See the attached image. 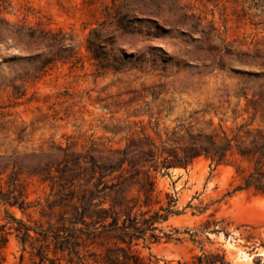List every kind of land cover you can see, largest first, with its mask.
<instances>
[{
  "label": "rangeland",
  "instance_id": "rangeland-1",
  "mask_svg": "<svg viewBox=\"0 0 264 264\" xmlns=\"http://www.w3.org/2000/svg\"><path fill=\"white\" fill-rule=\"evenodd\" d=\"M147 1L0 0V21L9 22L8 30L0 23V166L15 159L34 164L53 146L72 144L82 151L95 141L119 147L123 135L115 136L114 127L150 118L162 130L174 128L178 120L202 127L211 121L227 131L252 121L243 93L251 99L264 86V0H175L183 12L200 19L202 27L217 30L210 40L177 23L172 0H161L154 13L143 8ZM123 2L129 4L126 32L119 29L111 9ZM13 26L38 28L48 37L66 40L79 63L67 59L68 48L20 41L11 32ZM93 30L108 42L112 57L125 61L121 71L98 70L88 49ZM58 50L60 59L36 73ZM140 57L146 65L139 64ZM221 58L227 67L215 65ZM164 61L166 74L154 69ZM13 80L23 86V97L8 86ZM160 84L155 99L150 92ZM253 125H263L262 120ZM10 172L2 177L4 192ZM242 176L232 164L217 167L205 157L187 169L158 173L157 199L166 206V194L174 197L179 214L158 224L162 239L141 242L138 253L157 258L158 264H193L203 253L224 254L229 264H264V197L235 191ZM20 183L30 207L23 211L0 201V226L9 215L33 223L42 211L50 213L54 196L49 186L26 172ZM164 234H174L173 239L166 241ZM19 254L11 237L0 247V264H13Z\"/></svg>",
  "mask_w": 264,
  "mask_h": 264
},
{
  "label": "trees",
  "instance_id": "trees-1",
  "mask_svg": "<svg viewBox=\"0 0 264 264\" xmlns=\"http://www.w3.org/2000/svg\"><path fill=\"white\" fill-rule=\"evenodd\" d=\"M162 3L164 1L148 0L142 5L146 11L154 13L160 10ZM170 8L175 11L177 23L190 25L208 40L217 37L215 28L202 27L201 20L183 12L178 1L172 0ZM111 9L119 29L126 32L129 4H114ZM0 23L8 30L9 22L2 19ZM11 32L30 45L47 41L52 47L68 48L67 59L74 64L80 61L73 45L58 40L57 35L48 37L44 30L25 26H13ZM107 43L97 30H93L88 39V49L98 70L121 71L125 61L112 57L106 50ZM211 48L209 46V50ZM59 57V50L51 53L35 68L36 73ZM137 61L140 65L147 64L142 57ZM166 63L154 69L166 74ZM215 65L227 67L222 58ZM3 84L0 82V86ZM8 86L16 96L25 95V91L20 90L23 86H17L15 80ZM162 87L160 84L150 92L155 99L161 94L156 88ZM261 87L253 92L251 99L248 92L243 93L247 99L245 111L252 114V121L229 131L214 126L211 121L202 127L188 120H178L174 128L162 130L160 123L150 118L147 122L140 120L114 127L111 132L115 136L123 135L124 144L119 147H107L95 141L82 151H76L72 144L53 146L34 164L24 165L15 159L0 166V201L4 204L23 211L30 207L25 187L20 183L24 172L47 184L54 196L48 204L50 213L42 211L39 221L32 223L9 215L7 222L0 226V247L5 248L14 237L20 254L13 264H158L157 258L145 259L136 250L141 242L158 243L162 239L158 224L179 214L174 197L166 194V206L157 199L158 173L187 169L205 157L217 167L230 163L238 175H243L242 184L235 191H252L264 197V86ZM257 118L263 125H253ZM9 170V189L4 192L1 181ZM173 235L164 234V238L170 241ZM193 259V264H229L224 254L203 253Z\"/></svg>",
  "mask_w": 264,
  "mask_h": 264
}]
</instances>
